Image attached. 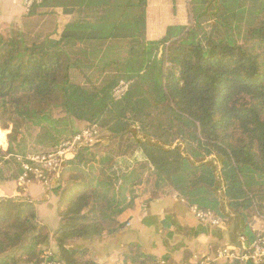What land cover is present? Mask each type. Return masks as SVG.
I'll return each mask as SVG.
<instances>
[{
	"label": "trees",
	"instance_id": "16d2710c",
	"mask_svg": "<svg viewBox=\"0 0 264 264\" xmlns=\"http://www.w3.org/2000/svg\"><path fill=\"white\" fill-rule=\"evenodd\" d=\"M185 3L188 23L156 41L149 0H44L21 24L0 26V128L11 130L0 182L21 174L6 156L28 154V137L46 153L77 124L100 131L51 188L62 264H100L69 241L117 235L146 194L211 211L237 237L252 238L250 221L264 214V0ZM121 80L131 86L115 100ZM49 241L34 202L0 198V264H42ZM158 261L134 245L125 256Z\"/></svg>",
	"mask_w": 264,
	"mask_h": 264
},
{
	"label": "crops",
	"instance_id": "0c3cea01",
	"mask_svg": "<svg viewBox=\"0 0 264 264\" xmlns=\"http://www.w3.org/2000/svg\"><path fill=\"white\" fill-rule=\"evenodd\" d=\"M159 2L166 5L165 0H161L149 3L147 9V38L149 41L159 40L170 25H186L188 23L185 0H176L174 3L169 0L168 6L171 14L169 15L172 17L168 15L165 18L168 23H165L162 30L159 31L160 26L159 29L157 26L163 22L161 20L162 17H158L159 8H157V5ZM179 7L182 8V13L187 22H182L175 18ZM162 8L159 10H162ZM151 10L156 13L155 24H157L156 29L159 31L154 36L152 35L154 28L151 25L152 22H150ZM26 15L24 0H0V23L12 20L17 21L20 17L22 20ZM0 132L4 133L1 128ZM2 146V150L6 152L9 145L7 144L6 146L2 143ZM16 181L17 179L0 182V198H23L34 202L37 207L38 222L48 228L50 235L47 249L59 256V249L52 237L54 232L61 226V220L58 216L60 198L52 193L51 189H47L41 184L36 183L26 188H20ZM175 201L185 205L188 212L184 213L180 210L178 212ZM167 217H169V221L165 223L164 220ZM120 222L125 224V228L115 236L102 235L91 239L70 240L68 247L90 248L92 257L100 264H111L109 257L121 254H123L122 264H127L125 263V256L129 254L130 247L133 245L140 247L143 252L156 257L159 261L163 258H168L169 264H180L193 254L206 253L213 246H220L223 240L232 239L230 236L232 226H228V229L222 228L220 232L210 228L208 232L200 233L196 236L194 233L206 229L207 226L199 223L194 218L186 203L179 200L175 195L168 193L163 194L157 200H152L149 194L138 198L133 208L120 217ZM30 240V237L27 238L25 244L28 245ZM98 250L101 252L98 253Z\"/></svg>",
	"mask_w": 264,
	"mask_h": 264
},
{
	"label": "built area",
	"instance_id": "2783aa9c",
	"mask_svg": "<svg viewBox=\"0 0 264 264\" xmlns=\"http://www.w3.org/2000/svg\"><path fill=\"white\" fill-rule=\"evenodd\" d=\"M44 0H24L27 13ZM130 81L121 80L113 89L115 100L122 99L129 91ZM100 139V131L96 126H87L73 137L61 142L53 150L46 153L11 154L7 159L15 158L20 165L21 174L17 178L20 188L32 184H41L47 189L54 187L62 170L73 161L80 150L93 147ZM122 181L117 183L118 189ZM184 203L185 201L182 200ZM191 214L201 224L212 228H220L223 220L211 211H202L198 207L190 208ZM252 238L240 235L236 243L213 247L206 253L193 254L180 264H264V214H255L249 224ZM42 264H62L59 256L47 251ZM153 264H169L160 260Z\"/></svg>",
	"mask_w": 264,
	"mask_h": 264
},
{
	"label": "rangeland",
	"instance_id": "374dc122",
	"mask_svg": "<svg viewBox=\"0 0 264 264\" xmlns=\"http://www.w3.org/2000/svg\"><path fill=\"white\" fill-rule=\"evenodd\" d=\"M157 1H161V0H149V3L151 4V3H155V2H157ZM168 2V3H167ZM165 3H166V5H164V3H160L159 2V4L157 5V8H161V7H163L162 8V10H159L158 9V11H159V18H161V20L163 21V22H161V23H159V25L157 26V24H155L156 23V18H157V16H156V13L154 12V11H152L151 10V19H150V22H152L151 23V25H152V27L154 28L153 29V36L155 35V34H157V33H159V31H161L162 30V27H163V25L165 24V23H168L166 20H165V18H167V16L170 14L169 13V0H165ZM174 5V4H173ZM163 11V12H162ZM171 15V14H170ZM169 15V17H172V16H170ZM177 17H175L176 19H178L179 21H182V22H187L186 21V19H185V16H184V14L182 13V8H180L179 7V9H178V14L176 15ZM21 18V17H20ZM20 18H18L17 19V21L16 20H12V21H4L3 23H0V26H2V28L3 29H5V28H8L9 26H11V25H14V24H21V19ZM174 18V17H173ZM172 18V19H173ZM171 19V20H172ZM170 20V21H171ZM16 22H19V23H16ZM156 26L158 27V29H159V26H160V30L159 31H157V29H156ZM154 38V37H153ZM155 39V38H154ZM123 55L125 56L126 55V50H124L123 51ZM77 126H78V129H79V131H82L85 127H87L88 125L87 124H85V123H80V124H77ZM2 130V129H1ZM4 133H1L0 132V148H2L3 146H2V143H3V145H6L7 146V144L9 145V138H8V135L11 133V130H2ZM5 137H6V139H5ZM103 137V136H102ZM102 139V138H101ZM35 143V141H33V139H32V136H30V137H28L27 138V142H26V146H27V148L29 147V149L26 151V153L28 152V153H37L36 151H31L32 149H31V147L33 146V144ZM56 147V146H55ZM3 151V150H2ZM0 155H3L2 153L0 154ZM108 167V166H107ZM95 172L94 171H90V174H94ZM176 202V206H177V211L178 210H180V211H182V212H184V213H187L188 212V209H187V207L185 206V205H183V204H181L180 202H178V201H175ZM180 211H178V212H180ZM228 226L229 225H225L224 223L221 225V227H220V229H222V228H225V229H228ZM219 228V227H218ZM213 229H215L216 231L218 230L217 228H213ZM214 230V231H215ZM215 231V232H216ZM230 231H232V232H230ZM230 233H231V237H232V239L231 240H223L222 241V244L220 245V246H222V245H226V244H228V243H234V242H237L236 241V239L238 240V237H237V235H235V231H234V229H233V227L230 229ZM216 246H213V249L214 250H216ZM99 252H101L100 250H98V253ZM127 252V251H126ZM161 260H164V259H161ZM109 261H111V264H122V262H123V254H121V255H116V256H110L109 257ZM165 261V260H164ZM169 262V261H168Z\"/></svg>",
	"mask_w": 264,
	"mask_h": 264
}]
</instances>
